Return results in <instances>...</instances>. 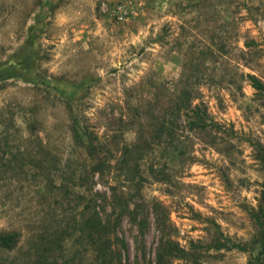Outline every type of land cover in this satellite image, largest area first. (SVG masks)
<instances>
[{"label":"rangeland","instance_id":"374dc122","mask_svg":"<svg viewBox=\"0 0 264 264\" xmlns=\"http://www.w3.org/2000/svg\"><path fill=\"white\" fill-rule=\"evenodd\" d=\"M248 73L264 84V0H0V232H20L0 264H28L38 235L62 228L52 264H99L75 238L81 205L47 197L31 163L54 157L64 178L75 170V122L113 162L135 140L146 152L117 221L116 264H154L163 215L185 251L170 264H249L261 250L250 209L264 188V91ZM183 90L216 125L190 131L168 114L170 135L158 133ZM224 238L246 250L219 247Z\"/></svg>","mask_w":264,"mask_h":264},{"label":"trees","instance_id":"16d2710c","mask_svg":"<svg viewBox=\"0 0 264 264\" xmlns=\"http://www.w3.org/2000/svg\"><path fill=\"white\" fill-rule=\"evenodd\" d=\"M246 46H252L255 41H247ZM251 86L259 91H264V84L254 74H247ZM171 115V123L179 122L187 126L188 130L204 131L213 128L216 124L209 119V115L199 104H192V96L183 90L173 103H169L165 108V115L159 125L155 127L158 133L170 135L173 124L165 119ZM181 118H184L181 120ZM170 124V125H169ZM32 128V127H31ZM71 131L74 139H78L82 150V158L77 168L71 171L64 178V173L58 176L57 160L54 157H43L32 161V166L38 170V175L43 177V187L48 193L47 197L54 199H67L70 195L77 206L81 205L78 216L75 220L74 230L77 231L76 240L85 241L94 252V259L99 264H116L120 262V253L115 249L117 239V221L127 211L130 200L129 183L136 179L142 180L140 173V160L146 154L138 140L132 144H124L117 160L113 162L112 151L107 150V145L99 140L94 131H90L87 125L79 128L76 122L72 124ZM163 132V133H162ZM6 139V136L3 138ZM261 152L264 156V148ZM16 159V157H14ZM113 162V163H112ZM163 169H157L152 164L149 165V173L156 180H165L156 177ZM159 172V173H158ZM164 172L162 173V175ZM157 175V176H158ZM54 176L60 180L55 183ZM114 179V182L111 180ZM116 180V181H115ZM119 180V181H117ZM101 183L107 187L108 192H101L95 189V184ZM78 188L74 192L72 189ZM109 202L110 211H105L103 203ZM257 209H250L255 224L258 228L257 242L261 250L256 256L250 259L249 264H264V188L261 193V200ZM158 205V203H157ZM155 207H157L155 205ZM156 211V209H155ZM159 226V239L155 252L154 264H170L174 259L183 258L184 248L170 237L167 217H156ZM143 222V221H141ZM161 224V225H160ZM46 234V233H45ZM68 229L54 230L46 235H38V240L32 245L35 258L27 262L28 264H52L54 259L50 253L57 251L60 242L69 235ZM20 232H0V248L13 250L19 241ZM235 247L239 250H246L240 243L232 242L229 238H224L219 247Z\"/></svg>","mask_w":264,"mask_h":264},{"label":"built area","instance_id":"2783aa9c","mask_svg":"<svg viewBox=\"0 0 264 264\" xmlns=\"http://www.w3.org/2000/svg\"><path fill=\"white\" fill-rule=\"evenodd\" d=\"M128 8L125 7L124 5L117 6L115 9V16L117 17L118 20H123L126 18L128 15Z\"/></svg>","mask_w":264,"mask_h":264}]
</instances>
